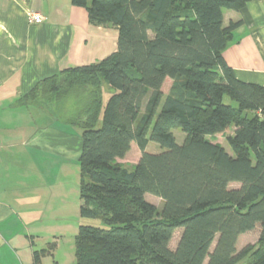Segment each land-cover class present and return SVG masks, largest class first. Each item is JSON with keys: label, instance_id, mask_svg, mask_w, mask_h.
I'll return each mask as SVG.
<instances>
[{"label": "trees", "instance_id": "trees-1", "mask_svg": "<svg viewBox=\"0 0 264 264\" xmlns=\"http://www.w3.org/2000/svg\"><path fill=\"white\" fill-rule=\"evenodd\" d=\"M248 1L70 0L117 30L116 50L39 79L18 103L79 129V214L100 225L79 224L73 264H264V86L237 79L223 56L242 24L223 12ZM231 125L232 154L211 139ZM132 143L128 169L117 159ZM53 250H35L33 264Z\"/></svg>", "mask_w": 264, "mask_h": 264}, {"label": "crops", "instance_id": "crops-1", "mask_svg": "<svg viewBox=\"0 0 264 264\" xmlns=\"http://www.w3.org/2000/svg\"><path fill=\"white\" fill-rule=\"evenodd\" d=\"M33 11L41 23L29 22ZM223 17L225 25L242 21L223 52L226 63L237 79L264 86V0ZM116 42L115 28L90 24L85 8L70 0H0V264H33V252L51 243L35 246L47 239L39 230L70 203L68 173L79 172V130L19 97L47 75L106 57ZM52 255L40 263L68 264Z\"/></svg>", "mask_w": 264, "mask_h": 264}, {"label": "rangeland", "instance_id": "rangeland-1", "mask_svg": "<svg viewBox=\"0 0 264 264\" xmlns=\"http://www.w3.org/2000/svg\"><path fill=\"white\" fill-rule=\"evenodd\" d=\"M226 99V98H225ZM72 127V126H71ZM74 128V127H73ZM75 130H79L75 128ZM173 134L176 138L177 143H182L184 139V133L179 128H174ZM234 131V126L231 125L226 130V135L232 134ZM215 142H218L222 144L225 149L232 154V150L228 146L226 140H225V133L219 134L216 136L211 137ZM146 151L148 152H158L161 151V148L159 145L155 142L149 141ZM140 156V151L137 148V146L132 143L129 151L126 153V155L123 158L117 159L118 162L123 164L128 169H132L133 164L138 160ZM75 177V174L68 173L67 181H71V183L74 185V188L72 189V192L70 194V203L69 200L65 202L67 205L64 209L62 208L61 212L57 215V217L54 218H48L44 222V226L42 230H39L42 232V236L47 237L35 241V246H45L47 242H53L54 243V250L53 255L50 256V260H59L60 262L73 264L75 261V255H74V236L78 230V226L80 223L85 224H92V225H100L99 219H92V218H84L80 217L79 214V208H80V197H79V177L80 173ZM230 187H238L239 183L232 182L229 185ZM145 199L151 203H154L158 208L162 205V200L150 193L145 194ZM181 229H176L173 237L170 241V248H174L177 240L179 238ZM259 232V226H256L253 230L241 234L236 242V248L241 249L247 244H252L256 241L257 236ZM37 243H41L40 245ZM247 259H243L237 264H247Z\"/></svg>", "mask_w": 264, "mask_h": 264}, {"label": "built area", "instance_id": "built-area-1", "mask_svg": "<svg viewBox=\"0 0 264 264\" xmlns=\"http://www.w3.org/2000/svg\"><path fill=\"white\" fill-rule=\"evenodd\" d=\"M44 17L41 13L33 11L28 14V20L32 24H39L43 21Z\"/></svg>", "mask_w": 264, "mask_h": 264}]
</instances>
